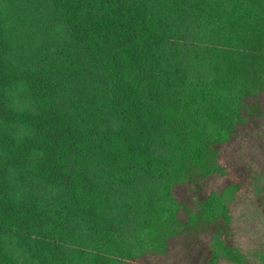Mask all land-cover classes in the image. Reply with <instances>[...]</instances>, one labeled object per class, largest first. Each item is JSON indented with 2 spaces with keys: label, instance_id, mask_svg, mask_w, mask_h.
<instances>
[{
  "label": "trees",
  "instance_id": "obj_1",
  "mask_svg": "<svg viewBox=\"0 0 264 264\" xmlns=\"http://www.w3.org/2000/svg\"><path fill=\"white\" fill-rule=\"evenodd\" d=\"M262 91L264 0H0V264H140L172 225L240 260L250 173L207 182Z\"/></svg>",
  "mask_w": 264,
  "mask_h": 264
},
{
  "label": "rangeland",
  "instance_id": "obj_2",
  "mask_svg": "<svg viewBox=\"0 0 264 264\" xmlns=\"http://www.w3.org/2000/svg\"><path fill=\"white\" fill-rule=\"evenodd\" d=\"M254 100L259 103L262 116L245 125L230 128L222 137L220 155L227 167L228 179L207 182L209 188L218 191L225 188L228 181L234 180L232 169H245L250 173L242 183L237 181L238 186L230 195L232 241L229 244L240 260L234 262L228 259L221 246L212 249L210 233L202 232L188 240L186 234L177 233V227L174 229L172 225L173 228L164 227L154 238L156 247H148L140 264H204L206 260L208 264H264V92H258ZM181 192L178 187L174 189L178 201L184 199ZM178 219L181 223L184 215H178ZM150 240L155 243L153 238ZM196 250L203 255L200 259L194 253Z\"/></svg>",
  "mask_w": 264,
  "mask_h": 264
}]
</instances>
